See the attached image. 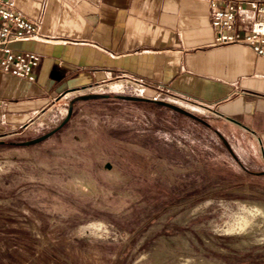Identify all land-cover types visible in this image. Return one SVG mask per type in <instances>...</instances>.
<instances>
[{"label":"rangeland","instance_id":"374dc122","mask_svg":"<svg viewBox=\"0 0 264 264\" xmlns=\"http://www.w3.org/2000/svg\"><path fill=\"white\" fill-rule=\"evenodd\" d=\"M115 83L0 132V264H264L249 139L195 102Z\"/></svg>","mask_w":264,"mask_h":264},{"label":"crops","instance_id":"0c3cea01","mask_svg":"<svg viewBox=\"0 0 264 264\" xmlns=\"http://www.w3.org/2000/svg\"><path fill=\"white\" fill-rule=\"evenodd\" d=\"M14 6L38 23L39 35L12 49L35 53L38 65L28 77L0 71L1 133L23 131L67 90L140 82L195 102L248 138V154L261 166L244 168L264 177V57L244 44L213 45L206 1L15 0Z\"/></svg>","mask_w":264,"mask_h":264},{"label":"built area","instance_id":"2783aa9c","mask_svg":"<svg viewBox=\"0 0 264 264\" xmlns=\"http://www.w3.org/2000/svg\"><path fill=\"white\" fill-rule=\"evenodd\" d=\"M210 8L213 45L244 44L264 57V0H204ZM15 0H0V71L18 77L30 76L38 65L33 52H16L12 43L38 37V23L14 6ZM142 93L145 86L135 84ZM173 97H178L171 94Z\"/></svg>","mask_w":264,"mask_h":264},{"label":"water","instance_id":"95a60500","mask_svg":"<svg viewBox=\"0 0 264 264\" xmlns=\"http://www.w3.org/2000/svg\"><path fill=\"white\" fill-rule=\"evenodd\" d=\"M228 119H230V118H228ZM230 120H232V119H230ZM232 121H234V120H232ZM235 122V121H234ZM244 128H246L245 126H243ZM49 134V133H48ZM48 134H46V135H44V136H47Z\"/></svg>","mask_w":264,"mask_h":264}]
</instances>
